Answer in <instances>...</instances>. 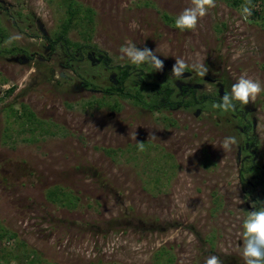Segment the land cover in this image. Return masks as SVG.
I'll list each match as a JSON object with an SVG mask.
<instances>
[{
  "label": "rangeland",
  "instance_id": "374dc122",
  "mask_svg": "<svg viewBox=\"0 0 264 264\" xmlns=\"http://www.w3.org/2000/svg\"><path fill=\"white\" fill-rule=\"evenodd\" d=\"M68 1L0 0V264H205L211 255L244 264L242 222L264 202V92L242 106L253 149L239 114L211 105L241 73L264 84V0L247 19L217 0L195 31L175 27L190 0H75L91 19L67 37L96 45L107 67L86 54L67 64L60 45L50 50ZM128 40L155 51L163 70L121 60ZM178 58L190 77L171 76ZM196 63L207 67L204 77ZM126 66L145 83L194 88L196 102L212 98L205 107L151 112L106 95ZM83 79L97 88L83 87ZM135 80L132 74L125 87ZM25 107L36 122L15 120ZM229 136L238 143L226 152L220 142ZM246 157L256 172H246ZM55 187L71 192L77 207L50 202Z\"/></svg>",
  "mask_w": 264,
  "mask_h": 264
},
{
  "label": "trees",
  "instance_id": "16d2710c",
  "mask_svg": "<svg viewBox=\"0 0 264 264\" xmlns=\"http://www.w3.org/2000/svg\"><path fill=\"white\" fill-rule=\"evenodd\" d=\"M217 1V0H216ZM225 2H230L235 8H241L243 4L246 3V0H221ZM261 0H251V5L254 6L256 3H258ZM69 5L66 4V12L67 16L63 22L62 28L60 32H57L54 34V39L50 41L49 48L50 50H54L56 46H61L64 49L65 55L67 58V64H70L69 62L76 60V55H79L80 58H82L83 55H89L92 57L95 62L102 63L103 66L107 67L110 63L109 58L105 54V52L101 51L99 48H97L94 44L89 43H78V42H72L68 37V31L73 27V25H77V23H81L83 19L90 20L91 19V11L86 9L85 7L82 8V5L78 4L75 0H69ZM73 7V8H72ZM81 11V12H80ZM82 14V16H81ZM257 14L256 10H252V15L255 16ZM167 22H172V20L168 17H166ZM1 32V31H0ZM89 57V58H90ZM88 58V59H89ZM78 61H82V59H79ZM132 74H136V80H135V87L134 88H126L125 83L130 78ZM139 70L136 68H132L129 66L126 67H120L118 76L116 78V86L112 88H105L104 93L108 96H119L122 99H128L131 100L133 103L138 105L139 107L143 109H147L151 112L161 111V110H176L177 108L183 107V108H189L192 106H196L197 104L205 107L204 103L208 102L212 98V96L204 95L200 99V101H195V91L192 87L187 86H180L178 90L171 87V85L168 82H150L145 83L144 80L141 78L142 75ZM142 79V80H141ZM141 80L140 82H138ZM225 83V81H224ZM82 86L83 87H90V88H97L96 85L91 83L90 81H87L85 79L82 80ZM223 87V86H222ZM217 93V92H215ZM225 91H223V88H221V93H219V97L215 98L214 100L216 102L220 101V98L223 96ZM26 112L24 110L23 116H17L15 114V120L19 122V119L24 117L26 120L25 122H36V118L32 112L27 110V107H25ZM239 114V118L243 120V134L245 135L246 143L248 144L249 148H252L256 145L255 139L253 136H251L250 131L252 130V124L247 119V114H245V111L242 108V105L237 104L236 111L232 112ZM21 115V114H20ZM245 162L251 163L249 167H246V172H256L258 170V165L255 163L253 157L250 159L249 157H246ZM243 174L241 173V176ZM47 199L50 202H53L55 204H59L62 207H67L69 209L77 207V199L76 197L71 193L67 192L62 188L55 187L54 189H50L47 191L46 194ZM0 231L2 232L0 234V239L3 237L4 229L0 226Z\"/></svg>",
  "mask_w": 264,
  "mask_h": 264
},
{
  "label": "clouds",
  "instance_id": "9594fccd",
  "mask_svg": "<svg viewBox=\"0 0 264 264\" xmlns=\"http://www.w3.org/2000/svg\"><path fill=\"white\" fill-rule=\"evenodd\" d=\"M214 7H216V0H190V6L184 8L176 16L175 27L181 31H195L200 20L208 14L209 9ZM241 9L242 16L245 19L250 17L253 10L251 0H246ZM129 28L135 30L139 28V24L133 20L129 24ZM20 38L18 35L13 36L10 38L9 43ZM119 51L121 53L120 59H126L134 66L150 65L155 71H162L164 68V62L155 51L148 47L139 48L131 40L126 41ZM239 56L240 53H236L232 58L235 60ZM191 67L201 77H204L208 72L207 67L203 63H196ZM188 68L189 64L183 58L175 59L171 69V76L180 79ZM262 92H264V84L259 78L254 79L247 73H241L235 83L232 84L230 91H226L220 101L212 103L211 107L225 113L235 112L237 104L246 106L253 103ZM133 138L135 139V136ZM237 143L235 136H229L220 142V147L228 152ZM137 147L139 151H144L143 142H138ZM241 235L243 244L240 255L244 264H264V202H260L258 208L253 206L252 210L243 219ZM193 240L194 237L190 236L188 242L191 243ZM205 264H221V261L218 256L211 255L205 260Z\"/></svg>",
  "mask_w": 264,
  "mask_h": 264
},
{
  "label": "water",
  "instance_id": "95a60500",
  "mask_svg": "<svg viewBox=\"0 0 264 264\" xmlns=\"http://www.w3.org/2000/svg\"><path fill=\"white\" fill-rule=\"evenodd\" d=\"M190 76H191L190 72H185L182 78H187V77H190ZM198 114H199V110L196 111L195 115L197 116Z\"/></svg>",
  "mask_w": 264,
  "mask_h": 264
},
{
  "label": "flooded vegetation",
  "instance_id": "af4514ba",
  "mask_svg": "<svg viewBox=\"0 0 264 264\" xmlns=\"http://www.w3.org/2000/svg\"><path fill=\"white\" fill-rule=\"evenodd\" d=\"M206 78V77H205ZM205 80L209 81V82H214L215 80H211L209 78H206Z\"/></svg>",
  "mask_w": 264,
  "mask_h": 264
}]
</instances>
